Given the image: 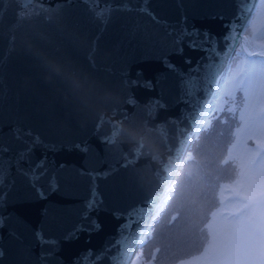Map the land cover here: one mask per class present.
<instances>
[{
    "label": "water",
    "instance_id": "obj_1",
    "mask_svg": "<svg viewBox=\"0 0 264 264\" xmlns=\"http://www.w3.org/2000/svg\"><path fill=\"white\" fill-rule=\"evenodd\" d=\"M257 1L246 6L255 9ZM105 8L107 23L94 15ZM239 13L240 0H0V147L14 158L24 147L15 130H31L42 141L31 164L45 161L57 182L55 190L41 182V198L12 166L6 213L13 219L0 228V264L130 263L186 138L222 81V71L209 77L207 66L230 62L253 12ZM233 23V39L225 41ZM185 28L209 32L215 51L177 43ZM37 51L118 81L123 102L110 114L85 117ZM136 118L149 139L132 146L120 135ZM93 192L97 203L88 209Z\"/></svg>",
    "mask_w": 264,
    "mask_h": 264
},
{
    "label": "trees",
    "instance_id": "obj_2",
    "mask_svg": "<svg viewBox=\"0 0 264 264\" xmlns=\"http://www.w3.org/2000/svg\"><path fill=\"white\" fill-rule=\"evenodd\" d=\"M251 17L264 30L261 0ZM241 53L224 74L191 141V154L184 157L166 202L149 224L148 229L158 230L156 237L148 239L147 229L129 264L136 257L143 264H214L235 249L250 212L247 201L264 192V146L257 144L262 133L240 119L248 104L242 89L264 67V57ZM241 66L243 80L234 75Z\"/></svg>",
    "mask_w": 264,
    "mask_h": 264
},
{
    "label": "snow or ice",
    "instance_id": "obj_3",
    "mask_svg": "<svg viewBox=\"0 0 264 264\" xmlns=\"http://www.w3.org/2000/svg\"><path fill=\"white\" fill-rule=\"evenodd\" d=\"M88 2H94V0H88ZM250 0H240V13L242 17L246 13H252L254 9L248 8L246 5ZM262 6H264V0H261ZM111 8H105L103 12L96 11L94 15L101 19L102 22L107 23V18ZM252 26V36L242 37L244 41L243 49L241 55L251 56L259 55L264 57V30L257 28L256 20L254 17H250L249 21ZM229 33L225 35L224 40L230 41L233 39V29L235 27L234 23L229 25ZM185 39L187 40V46L191 49H200L204 51H215V45L217 40L207 31H201L196 28L183 29L181 35L177 38V43L182 44ZM250 46L253 50L249 51ZM258 49V51H256ZM178 54L183 53V47H178L176 49ZM189 62L190 61H186ZM246 63V61L242 62ZM174 68V65H169ZM208 75L209 77H214L223 71L222 65H209ZM242 66L237 68L235 76H241ZM254 77V78H253ZM253 77H249V83L247 87L243 88L242 91L245 93V98L248 100V104L245 105L244 110L240 113V119L246 121L247 125L253 130H259L262 133V138L257 140V144L264 146V67L256 70L253 73ZM190 88L193 85L190 83ZM129 104H136L134 98H128ZM155 103V102H154ZM154 110V107H152ZM15 138L20 141L24 147L17 151L14 158L6 159L4 153L11 151L7 146L0 147V228L5 227L7 221L13 219L12 214L6 213L8 206L9 194L14 186L15 181L11 179V168L13 165L16 166L17 173L23 175L25 179L32 185L36 190L37 195L41 198L45 197V192L41 188V182H45L49 190H55L57 188V182L54 177H49L47 173V167L45 161H37L34 165L31 164V155L33 153L34 146L40 144L42 141L39 136L33 135L31 130H15ZM23 162H29L30 167L24 169L21 167ZM6 180L8 181L6 183ZM97 199L96 194L93 192L91 199L87 202L86 207L88 209L94 208L96 206ZM83 228L82 225L77 226V231ZM126 243V242H125ZM135 264H143L141 257H136Z\"/></svg>",
    "mask_w": 264,
    "mask_h": 264
},
{
    "label": "clouds",
    "instance_id": "obj_4",
    "mask_svg": "<svg viewBox=\"0 0 264 264\" xmlns=\"http://www.w3.org/2000/svg\"><path fill=\"white\" fill-rule=\"evenodd\" d=\"M28 47L34 49L35 45L29 43ZM37 54L46 59V66L63 76L78 109L85 117H98L101 113L110 114L112 108L123 102L118 81L103 78L70 57L52 60L42 51H37ZM46 79L50 80L51 75ZM122 128L120 139L129 145L135 146L141 140L149 139V132L139 118L126 122ZM101 139L105 143H115Z\"/></svg>",
    "mask_w": 264,
    "mask_h": 264
},
{
    "label": "rangeland",
    "instance_id": "obj_5",
    "mask_svg": "<svg viewBox=\"0 0 264 264\" xmlns=\"http://www.w3.org/2000/svg\"><path fill=\"white\" fill-rule=\"evenodd\" d=\"M244 36H249V37L252 36V31L249 28L248 24L245 26L244 30L242 31L241 37H238V35H236V41L238 43L235 47V50L232 54L228 67H226L224 74L227 73L228 68H231L233 66L234 61L238 58L239 54L242 52L239 45L242 43V47H243L244 41L242 37ZM249 49H253L252 46H250ZM190 144L186 150V152L188 151L187 155L183 156L181 163L179 165L178 171L183 164L182 163L183 159H185L188 156V154H191L192 145L190 146ZM183 169L184 167L181 168V171ZM178 171L176 172V175L178 174ZM177 178H178V175L176 179ZM172 187H173V182L171 184L170 190L172 189ZM247 204L250 207V212H249V215L242 220L241 227L237 234L236 244L233 247L235 249L230 248L229 251L226 252V254L214 264H264V192L249 199L247 201ZM157 231L158 230H156V227H152L151 229H148L146 231V237L148 239H154L157 235ZM142 237H143V234H142ZM142 237L139 243L141 242ZM139 243H138V246H139ZM144 250H145V253H147L146 248L142 249V253L144 252Z\"/></svg>",
    "mask_w": 264,
    "mask_h": 264
},
{
    "label": "bare ground",
    "instance_id": "obj_6",
    "mask_svg": "<svg viewBox=\"0 0 264 264\" xmlns=\"http://www.w3.org/2000/svg\"><path fill=\"white\" fill-rule=\"evenodd\" d=\"M235 42H237V41H235ZM228 64H229V62L226 64V66H224L223 71L221 72V73H222L221 77H223V74H224V72H225V70H226V67H228ZM219 74H220V72H219ZM214 84H216V83H214ZM214 86H215V85H214ZM218 87H219V85H218ZM208 108H209V107H207V105L205 104L204 109H203L202 114H201L202 116H203L204 114H206L205 111L207 112V111H208ZM202 116L200 117V121H199L200 123L198 122V126H196V129L193 130V132H192L190 135H188V137L186 138L185 143H184L186 146H188V145L191 143V141H192V139H193V137H194V135H195V133H196L198 127L200 126V124H201V122H202V120H201V119H203ZM172 182H173V181H172ZM172 182H171V181H170V182H167V184H166L164 190L161 192V194H160V196H159V198H158V200H157V203L155 204V206H154V208L152 209V211L149 213V216H148V218H149V220H148L149 223H150L151 220L154 218L156 212L161 208V206H162V205L164 204V202L166 201V198L168 197V192H169V190H170V188H171V184H172ZM149 223H148V224L146 223V224H147V227L149 226ZM139 241H140V240H139ZM139 241H138V243H139ZM136 242H137V241H135V242L131 245V247H130V251H132V249L134 248Z\"/></svg>",
    "mask_w": 264,
    "mask_h": 264
}]
</instances>
